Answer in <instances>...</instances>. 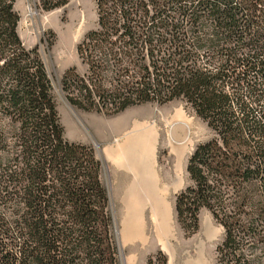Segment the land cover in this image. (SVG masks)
Masks as SVG:
<instances>
[{
  "label": "trees",
  "instance_id": "16d2710c",
  "mask_svg": "<svg viewBox=\"0 0 264 264\" xmlns=\"http://www.w3.org/2000/svg\"><path fill=\"white\" fill-rule=\"evenodd\" d=\"M15 2L0 0V264H119L102 163L64 137ZM95 3L97 27L77 46L87 73L60 80L67 102L106 116L183 102L212 138L188 160L177 223L192 236L207 210L224 229L217 264H264V0ZM167 263L158 252L146 264Z\"/></svg>",
  "mask_w": 264,
  "mask_h": 264
},
{
  "label": "rangeland",
  "instance_id": "374dc122",
  "mask_svg": "<svg viewBox=\"0 0 264 264\" xmlns=\"http://www.w3.org/2000/svg\"><path fill=\"white\" fill-rule=\"evenodd\" d=\"M14 9L20 17L17 32L24 47L31 50L38 46L40 58L52 80L64 137L69 142L91 146L102 163L101 179L109 197L112 237L119 264H146L148 258L158 252L167 257V264H217L216 250L224 238L223 227L209 211L202 210L198 231L189 236L179 226L175 215L176 196L190 184L188 160L197 145L212 138L207 124L181 101L163 106L131 107L116 116L73 108L60 89V80L72 68L81 76L87 73V66L77 54V46L86 33L97 27L95 0H71L67 6L51 12L39 10L36 0H16ZM29 11L34 14L33 18L29 17ZM51 41L53 44L48 47ZM181 119L189 124L190 143L182 147L158 145L155 156L159 181L156 186L146 185L107 158L106 151L119 150L124 137L133 131L135 122L149 125L155 121L162 130L166 122L176 123ZM157 213L166 219L161 236ZM135 220L144 226V238L123 239L122 231Z\"/></svg>",
  "mask_w": 264,
  "mask_h": 264
},
{
  "label": "bare ground",
  "instance_id": "6f19581e",
  "mask_svg": "<svg viewBox=\"0 0 264 264\" xmlns=\"http://www.w3.org/2000/svg\"><path fill=\"white\" fill-rule=\"evenodd\" d=\"M33 16L34 14L29 11V17L33 18ZM66 107L75 116L72 112L73 110L67 105ZM159 127L160 125L155 121L151 122L149 125L140 124L138 121L135 122L133 131L131 130L132 132H128L124 137L125 140L120 146L121 148L117 151H106L107 158L112 163H116L119 168H125L136 178L139 177V179L146 185L150 183L151 185L156 186L159 181L155 156L158 145L164 143L170 147H182L190 143V137L188 134L189 124L187 122L183 120L176 123L166 122V127L164 129L160 130ZM146 185L142 186L146 188L148 187ZM156 217L159 219L157 227L158 234L161 236L165 227L166 219L159 213L156 214ZM165 217H167V215ZM207 221L208 219H206V222ZM129 224L130 226L127 224V227L122 231L123 239L129 237L144 238V226L142 223L140 224L139 221L135 220L133 223ZM122 260L124 263L125 260L123 258Z\"/></svg>",
  "mask_w": 264,
  "mask_h": 264
},
{
  "label": "water",
  "instance_id": "95a60500",
  "mask_svg": "<svg viewBox=\"0 0 264 264\" xmlns=\"http://www.w3.org/2000/svg\"><path fill=\"white\" fill-rule=\"evenodd\" d=\"M97 148V146H95Z\"/></svg>",
  "mask_w": 264,
  "mask_h": 264
}]
</instances>
